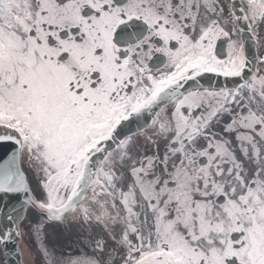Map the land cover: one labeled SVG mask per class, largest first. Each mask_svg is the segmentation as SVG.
<instances>
[{
    "label": "snow or ice",
    "instance_id": "1",
    "mask_svg": "<svg viewBox=\"0 0 264 264\" xmlns=\"http://www.w3.org/2000/svg\"><path fill=\"white\" fill-rule=\"evenodd\" d=\"M0 264H264V0H0Z\"/></svg>",
    "mask_w": 264,
    "mask_h": 264
}]
</instances>
